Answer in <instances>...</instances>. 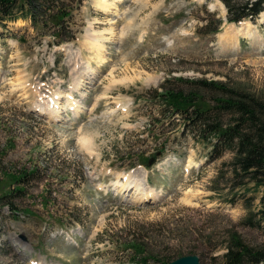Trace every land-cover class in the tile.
Listing matches in <instances>:
<instances>
[{"label":"rangeland","instance_id":"1","mask_svg":"<svg viewBox=\"0 0 264 264\" xmlns=\"http://www.w3.org/2000/svg\"><path fill=\"white\" fill-rule=\"evenodd\" d=\"M220 2L119 0L113 12L84 0L70 18L77 39L62 44L45 12L0 20V197L23 187L21 170L40 169L15 210L0 199V264H142L136 238L161 261L194 252L222 264L232 231L264 240L245 223L264 187L242 186L233 152L214 158L210 143L181 132L184 122L154 129L147 96L185 77L227 80L264 100V13L243 21L254 25L246 35ZM57 96L48 105L59 117L36 110ZM139 190L159 194L138 201Z\"/></svg>","mask_w":264,"mask_h":264},{"label":"trees","instance_id":"2","mask_svg":"<svg viewBox=\"0 0 264 264\" xmlns=\"http://www.w3.org/2000/svg\"><path fill=\"white\" fill-rule=\"evenodd\" d=\"M222 1L227 8L229 22L256 20L264 11V0ZM77 2L82 3L83 0H0V20H17L19 17L15 12L26 11L24 17L29 16L36 21L45 12L43 22L45 25L52 22L54 41L61 44L76 39L77 31L72 27L70 18ZM54 9L56 12L52 13ZM217 30L218 27L211 29L212 32ZM176 80L179 84L168 85L170 80L166 79L147 95L157 102V116L152 120L154 129L157 123L164 126L167 118L184 122L181 132L190 131L200 140L210 143L214 158L227 151L233 152L231 170L241 178L242 186L252 183L254 189L264 187V100L254 93L232 86L227 80L207 82L205 79L185 77H177ZM150 133L153 134V131ZM164 147L162 144L161 149ZM39 172L38 167L25 168L19 172L22 175L18 180L23 187L16 189L13 194L8 192L1 196L5 197V203L11 209H16L13 204L16 195L26 194L24 186L28 183V177ZM245 223L249 227L264 230V190L261 207L249 215ZM224 246L226 252L222 264H264V240L252 244L240 232L232 231ZM168 247L172 248L171 245ZM130 248H134L135 254L144 261L142 264L150 261L169 264L183 255L196 254L181 252L178 256L161 261L157 253L149 251L148 243L145 247L138 238L131 241ZM200 261L202 263V256Z\"/></svg>","mask_w":264,"mask_h":264},{"label":"bare ground","instance_id":"3","mask_svg":"<svg viewBox=\"0 0 264 264\" xmlns=\"http://www.w3.org/2000/svg\"><path fill=\"white\" fill-rule=\"evenodd\" d=\"M97 4H98V7H100L101 9H103V10H105V11H115V12H117V5H116V1H119V0H116V1H114L113 3H109L108 2V0H94ZM220 4L224 7V4L223 3H221L220 2ZM264 13V12H263ZM261 17H263L264 18V14L261 16ZM243 24H245V23H243L242 22V25ZM233 25V24H232ZM235 26V25H234ZM253 27H254V25L251 23V22H246V24H245V28L243 29V32L246 34V35H251L252 36V34H251V29H253ZM230 28V27H229ZM228 29V28H227ZM232 32V31H231ZM230 31H228L226 34H227V38H229V40H230V38H232V39H234L233 38V34H234V32L233 33H231ZM236 34V33H235ZM96 37V36H95ZM94 37V41H92L91 43H90V45H91V49L92 50H94L95 52H96V57H98V58H101L102 56H103V53L101 52V51H99L100 50V45H99V42L97 41V38H95ZM231 39V40H232ZM92 40V39H91ZM97 49V50H96ZM93 69V68H92ZM89 70V69H88ZM90 71V70H89ZM88 71V72H89ZM94 72V71H93ZM89 74V73H88ZM23 77V76H22ZM21 78V77H20ZM17 84H19V83H17ZM76 84V88H79V87H81L80 85H81V81H79V82H77V83H75ZM16 85V84H15ZM19 91V90H18ZM69 94V93H68ZM63 96V95H62ZM61 96V97H62ZM65 96H67V97H69L70 98V101H72L71 102V104L72 105H74L75 104V102H74V97L73 96H69V95H65ZM59 96H57V97H55V100H53V99H48L49 101L47 102V106H45V100H40V102L41 103H39V102H37L38 104L36 105V110H38L40 113H44V114H46L47 112H49L50 113V115L51 116H55V118L58 116H60V112H62V111H60V110H58L57 109V107H55L54 105H51L50 107H49V103L50 102H57L56 100H57V98H58ZM67 99V98H66ZM59 102V101H58ZM81 108V107H80ZM81 110V109H80ZM41 115V114H40ZM47 115H48V113H47ZM77 115V114H76ZM45 116V115H44ZM124 178V177H123ZM120 184H122V183H120ZM119 185V184H118ZM128 187V186H127ZM131 188V187H130ZM140 192H138V194H136V196H137V199L136 200H138V201H147V200H149L150 199V197H153V198H155L158 194H159V191L158 190H155V191H151V192H146V191H143V190H139ZM157 198V197H156ZM189 198V197H188ZM145 203V202H144Z\"/></svg>","mask_w":264,"mask_h":264},{"label":"water","instance_id":"4","mask_svg":"<svg viewBox=\"0 0 264 264\" xmlns=\"http://www.w3.org/2000/svg\"><path fill=\"white\" fill-rule=\"evenodd\" d=\"M169 264H201V261L198 255L187 254L174 259Z\"/></svg>","mask_w":264,"mask_h":264}]
</instances>
